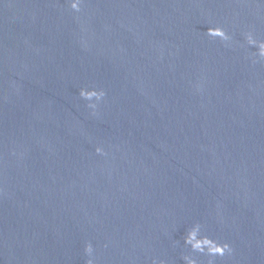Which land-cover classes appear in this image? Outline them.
<instances>
[{"label":"water","instance_id":"95a60500","mask_svg":"<svg viewBox=\"0 0 264 264\" xmlns=\"http://www.w3.org/2000/svg\"><path fill=\"white\" fill-rule=\"evenodd\" d=\"M216 25L264 0H0V264H183L193 222L264 264V64Z\"/></svg>","mask_w":264,"mask_h":264},{"label":"clouds","instance_id":"9594fccd","mask_svg":"<svg viewBox=\"0 0 264 264\" xmlns=\"http://www.w3.org/2000/svg\"><path fill=\"white\" fill-rule=\"evenodd\" d=\"M68 9L72 13H80L84 0H65ZM205 35L211 39H218L226 47H232L234 42L232 36L227 33L224 28L219 25L209 26L205 32ZM242 43L239 46L249 49V47L255 48L254 52H247L246 58L253 64H264V38H258L252 29H247L242 32ZM79 97L86 101V107L92 110V114H95L97 105L103 100L105 92L103 89L96 88L95 86H83L79 89ZM95 152L98 155H106L104 148L100 145L95 147ZM184 246L189 249L187 254L181 255L183 264H198L197 259L192 253H199L208 256V264H213L212 257H223L230 255L232 248L227 242H220L216 239L210 238L202 231V225L199 222H193L187 227L183 236ZM93 245L85 241L83 245V254L85 256L84 264H96L95 257L93 255ZM152 264H164L163 261L153 260Z\"/></svg>","mask_w":264,"mask_h":264}]
</instances>
